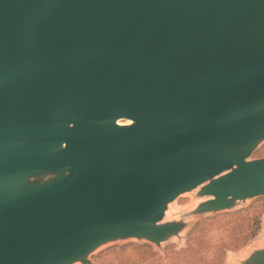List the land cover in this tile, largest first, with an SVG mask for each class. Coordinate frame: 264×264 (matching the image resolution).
<instances>
[{
	"label": "water",
	"instance_id": "1",
	"mask_svg": "<svg viewBox=\"0 0 264 264\" xmlns=\"http://www.w3.org/2000/svg\"><path fill=\"white\" fill-rule=\"evenodd\" d=\"M262 142L264 0H0V264L159 246L264 197Z\"/></svg>",
	"mask_w": 264,
	"mask_h": 264
},
{
	"label": "rangeland",
	"instance_id": "2",
	"mask_svg": "<svg viewBox=\"0 0 264 264\" xmlns=\"http://www.w3.org/2000/svg\"><path fill=\"white\" fill-rule=\"evenodd\" d=\"M261 157H264V142L251 155V159ZM196 192L194 190L179 196L167 207L163 221L183 223L177 235L168 238L159 246L134 238L110 242L90 253L88 264H142L140 257L146 258L150 264H174V257L180 256L178 254L188 247L191 238L196 240L190 253L184 255L190 260H185L183 264H237L252 249L263 244L264 197L238 203L228 211L193 214L197 203L204 200L198 198ZM237 212L240 213L231 215ZM256 220V235L243 246L231 248L234 237L254 231ZM144 245L151 248L150 253L137 248Z\"/></svg>",
	"mask_w": 264,
	"mask_h": 264
},
{
	"label": "trees",
	"instance_id": "3",
	"mask_svg": "<svg viewBox=\"0 0 264 264\" xmlns=\"http://www.w3.org/2000/svg\"><path fill=\"white\" fill-rule=\"evenodd\" d=\"M238 213H240V212H237V213H232L231 215L233 216V215H237ZM256 219H257V216L255 217ZM255 223H256V225H255V229H254V231H252L251 233H247V234H245V235H241L240 237H234V241H233V243H231V248H238V247H241V246H243L247 241H249V239H251L252 237H254L255 235H256V231H257V229H258V221L256 220L255 221ZM196 240V238L195 239H190L189 241H188V247L186 248V249H184V250H182L181 252L182 253H180V254H178V255H180V256H177V257H174V264H183V262L185 261V260H190V258H188V257H186V256H184L186 253H190V250H191V247H192V244L194 243V241ZM138 249H143L144 251H145V253H150L149 251L151 250V248L149 247V246H138L137 247ZM150 256H154L153 254H149ZM183 255V256H182ZM141 262H142V264H150V262H148L147 261V259L146 258H142V257H140V259H139ZM190 262V261H189Z\"/></svg>",
	"mask_w": 264,
	"mask_h": 264
}]
</instances>
